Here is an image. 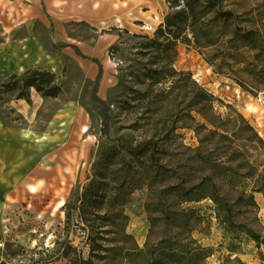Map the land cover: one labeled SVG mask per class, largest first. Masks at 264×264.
<instances>
[{
  "label": "rangeland",
  "instance_id": "obj_1",
  "mask_svg": "<svg viewBox=\"0 0 264 264\" xmlns=\"http://www.w3.org/2000/svg\"><path fill=\"white\" fill-rule=\"evenodd\" d=\"M19 1L15 38L43 11L40 0ZM216 2L197 6L175 43L158 29L183 2L165 1L164 19L143 34L111 31L98 89L107 135L93 57L52 44L64 60L61 92L38 106L32 126L51 133V160L4 207L0 264H264V192L253 191L264 183V0ZM47 11L63 41L95 36L65 25L55 0ZM45 37L53 43L50 29ZM6 83L0 119L27 128Z\"/></svg>",
  "mask_w": 264,
  "mask_h": 264
},
{
  "label": "crops",
  "instance_id": "obj_2",
  "mask_svg": "<svg viewBox=\"0 0 264 264\" xmlns=\"http://www.w3.org/2000/svg\"><path fill=\"white\" fill-rule=\"evenodd\" d=\"M0 1V28L5 39L0 45V83L8 80L12 75L24 76L28 71L37 69L59 75L64 66L61 55L52 56L51 41H47L45 34L48 28V20L52 14L43 12L44 6H48L50 0H40L42 13L39 21L30 22L27 36L15 38L14 32L20 26L17 10L19 0ZM9 2V3H8ZM61 9V21L65 25L69 23H83L89 25L95 36L92 40L77 39L70 42L63 41L55 36L59 43L72 44L79 48L86 57L101 59L102 49L105 44L111 45L117 40V35L111 31H127L132 34H143L146 31L144 25L157 28L167 14L165 0H55ZM55 28V27H54ZM154 28V29H155ZM7 30L10 33L3 31ZM59 49V48H57ZM71 50L77 59L83 57ZM86 59V58H85ZM84 60V59H83ZM94 63V62H93ZM92 72L97 76L98 65H92ZM35 89H31V103L25 100H14L13 105L23 115L27 128H19L6 124L0 119V232L4 207L9 199H14L16 191L26 190L37 179H41L46 173L40 167L42 160H51L49 147L51 133L36 132L32 126L37 120L36 110L45 102ZM58 119H55V121ZM51 128L49 124L48 130ZM46 143L45 148L38 144ZM46 163L50 164V161Z\"/></svg>",
  "mask_w": 264,
  "mask_h": 264
},
{
  "label": "trees",
  "instance_id": "obj_3",
  "mask_svg": "<svg viewBox=\"0 0 264 264\" xmlns=\"http://www.w3.org/2000/svg\"><path fill=\"white\" fill-rule=\"evenodd\" d=\"M202 1L212 2L210 3L211 4L210 8H216L217 6L216 0L169 1L171 7L173 4H177V3L179 4L180 2H183L184 5L180 11H177L176 13H173L166 18L165 23L160 25L158 29V33L161 36H164L167 40L172 41V43H175L176 41L180 40L185 30L183 24H185L188 21L190 13L195 12L197 6H203L201 5ZM42 6L43 8H45L44 3H42ZM51 36H52L53 44L56 48H60V49L73 48L77 53V55L83 58H87L85 55L81 53V51L77 46L72 44L59 43L58 40L56 39L53 25H51ZM89 59L98 65V74L94 81V89H93L92 97L95 102H98L103 106H105L106 111L103 119L102 132L104 135H107L110 128L108 107L106 106L105 101L98 96L100 81L103 77V65L99 59L96 58H89ZM8 80L9 83L4 84L3 88L13 93H16V97H15L16 100H25L28 103H31V89H35V91L38 92L45 99L58 98L61 92V87L56 84V75L48 71H40L37 69H33L28 71L22 77H18L17 75H12ZM262 178H264V174L262 175ZM253 191L264 192V183L255 186L253 188ZM250 198L253 199V195L250 196ZM244 200H245L244 197L238 198L239 202ZM246 230L247 233H249L252 238H254L256 241H260V236L258 234L254 233L251 229H246Z\"/></svg>",
  "mask_w": 264,
  "mask_h": 264
},
{
  "label": "bare ground",
  "instance_id": "obj_4",
  "mask_svg": "<svg viewBox=\"0 0 264 264\" xmlns=\"http://www.w3.org/2000/svg\"><path fill=\"white\" fill-rule=\"evenodd\" d=\"M112 66H114V64H113V62L110 60V59H108L107 61H106V67H107V69H110ZM88 127L87 126H84L83 127V132L84 133H86L87 131H88ZM32 191H34V189L32 188ZM65 206V202L64 201H60L59 203H58V205H56V207H55V210H59L60 208H62V207H64ZM2 245L0 244V247H1Z\"/></svg>",
  "mask_w": 264,
  "mask_h": 264
},
{
  "label": "built area",
  "instance_id": "obj_5",
  "mask_svg": "<svg viewBox=\"0 0 264 264\" xmlns=\"http://www.w3.org/2000/svg\"><path fill=\"white\" fill-rule=\"evenodd\" d=\"M165 1L167 2L168 5H170V2H169V1H171V0H169V1H168V0H165ZM143 27H144V26H143Z\"/></svg>",
  "mask_w": 264,
  "mask_h": 264
}]
</instances>
